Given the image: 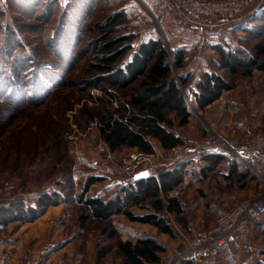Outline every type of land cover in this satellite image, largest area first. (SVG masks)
I'll return each mask as SVG.
<instances>
[{
    "label": "rangeland",
    "instance_id": "1",
    "mask_svg": "<svg viewBox=\"0 0 264 264\" xmlns=\"http://www.w3.org/2000/svg\"><path fill=\"white\" fill-rule=\"evenodd\" d=\"M156 3V0H0V207H11L18 201L37 207L38 197L45 192H57L62 201L48 207L34 222H14L0 227L1 260L3 255L11 257L16 245L24 244L38 256L46 248L55 250L49 264H121L122 258L115 248L117 240H134L141 231H155L154 235L168 245L164 259L170 251L188 249L201 230L214 224L216 214L208 212L209 200L199 199L196 188L200 185L187 184V179L175 191L182 200L187 224L182 225L175 216H165L176 232L175 238L125 216L115 217L109 223L92 219L83 223L81 218L85 212L78 198L84 194L88 181L93 177L99 179L90 186L85 198L114 197L120 187L133 180L127 167L132 156L144 157L138 169L149 166L153 175L164 169H190L189 157L165 150L158 143L156 153L149 155L127 147L113 152L103 140L97 113L101 109L99 98L107 97L101 90H88L84 82L96 75L95 43L110 14L125 10L129 27L120 33L136 35L134 50L142 42L161 38L168 49L178 51L168 42V37L176 33L198 40L183 47L189 54H185L183 68L175 73V76H189L188 85L196 75L183 71L192 64L195 55L221 60L214 45L240 50L247 56L264 53V11L237 23L196 26L157 8ZM212 66V72L234 86L203 109L189 99L192 104L189 123L175 130L194 139V148L210 138H233L241 142L244 133L234 126L235 122L246 118L253 131L254 117L264 118V72L254 69L250 75L242 71L230 76L226 70ZM198 75L202 78L203 73L200 71ZM138 87L136 82L120 92L122 101L128 100ZM112 105L116 108L117 102ZM225 108L234 125L225 123L222 116ZM212 117L220 118L211 123ZM255 134L247 137V141L253 140ZM258 173L257 182L248 178L243 182L220 183L217 176L212 177L216 184L213 188L209 185L207 191L212 195L219 192L221 196L213 198L221 208L231 210L234 206L223 207L224 203H220L226 195H234L236 200L246 195L241 202L264 189V174L260 170ZM217 181L224 189L218 187ZM133 211L145 213L139 207ZM113 230L115 236L111 234ZM257 233L253 228L250 237L234 240L230 247L245 264H263L258 241L263 243L264 237ZM244 241L249 243V251L244 248ZM107 246L112 247L111 253L98 262L99 250ZM204 258L197 255L190 264H204Z\"/></svg>",
    "mask_w": 264,
    "mask_h": 264
},
{
    "label": "trees",
    "instance_id": "2",
    "mask_svg": "<svg viewBox=\"0 0 264 264\" xmlns=\"http://www.w3.org/2000/svg\"><path fill=\"white\" fill-rule=\"evenodd\" d=\"M128 27V15L123 9L106 18L95 43L97 61L93 67L96 75L84 82L88 90H101L107 97L99 98L101 109L97 116L100 118V134L113 152L127 147L153 154L155 149L152 139L157 140L165 150L182 146L186 143L185 139L175 132V128L189 123L192 114L188 100L192 98L203 109L234 85L216 72H205L195 89H190L187 86L189 76H175L185 65V48L172 51L158 38L142 42L134 50L136 35L120 33ZM214 48L221 58L220 69L226 70L230 76L242 71L250 75L254 69L264 72L262 52L247 56L240 50L230 51L220 45ZM129 55L131 57L128 59ZM136 82H139V87L135 93L128 100L122 101L120 92ZM113 102H117L116 108L112 105ZM202 157L210 163L204 171L213 170L230 158L233 160H230V172L227 176L229 180L243 182L248 178L258 179L257 174L248 167L239 172L238 158L222 153H209ZM184 179L185 171L182 167L160 170L156 176L131 180L120 187L114 197L105 200L101 197L85 198L90 186L99 181L93 177L88 181L84 194L78 198L85 212L81 217L83 223L91 219L109 223L116 216L124 215L132 222L152 225L158 232L175 238L176 232L166 220L165 213L174 214L182 225L187 224L181 198L171 194ZM59 198L57 192H45L38 197L37 207L25 206L23 201L15 202L11 207H0V227H8L14 222H34L48 207L62 203ZM16 206L20 207L19 211H16ZM135 207L146 211L136 214L133 211ZM258 229H263L261 233L264 235V227ZM111 234L115 236L116 230ZM115 248L122 258L121 264L160 263L163 254L167 252L165 244L153 235L140 236L135 241L118 239ZM111 251V246L99 250L98 262ZM190 263V258L179 262ZM229 264L245 263L232 260Z\"/></svg>",
    "mask_w": 264,
    "mask_h": 264
},
{
    "label": "built area",
    "instance_id": "3",
    "mask_svg": "<svg viewBox=\"0 0 264 264\" xmlns=\"http://www.w3.org/2000/svg\"><path fill=\"white\" fill-rule=\"evenodd\" d=\"M156 1L157 8L177 15L182 21L185 20L196 26L228 24L249 16L259 15L264 11V0ZM188 103L191 107L190 100ZM194 149L199 156L209 153H222L245 162L244 152L264 149V134L255 136L248 144H241L235 140L222 137L210 138L196 144ZM144 159V157L139 158L137 155L128 159L127 167L130 170L128 174L132 179L136 173L143 170H147L153 176V170L149 166L138 169ZM257 175L259 176L258 173ZM215 214L214 224L208 229L201 230L196 238L190 242L188 249L182 252L170 251L160 263L150 264H179L180 261L192 257L195 253L222 248L228 249L234 240L247 239L250 237L253 228L264 227V189L259 190L253 197H248L235 204L231 210L218 207ZM243 246L246 251H249L250 246L247 241H244Z\"/></svg>",
    "mask_w": 264,
    "mask_h": 264
},
{
    "label": "crops",
    "instance_id": "4",
    "mask_svg": "<svg viewBox=\"0 0 264 264\" xmlns=\"http://www.w3.org/2000/svg\"><path fill=\"white\" fill-rule=\"evenodd\" d=\"M166 15H168V14H166ZM244 19L245 18L240 19V20L236 21L235 23L243 21ZM164 21H165V24H167L166 20H164ZM223 28H225V27H223ZM223 28H221V29H223ZM187 37L188 36L184 37V35H181L180 33H176V34L170 35L168 37L169 45L171 46L172 49H175V50L178 49L179 50V49H181L183 47L190 46L189 44L192 45L193 43H196L198 41V40H195V39H189V37L188 38ZM214 44H217V43H214ZM220 46H222L223 48L226 49L225 46H223V45H220ZM214 47H215V45H214ZM228 50L232 51L233 49H228ZM187 53L188 52H186V54ZM213 61H215V62L212 63ZM220 63H221V61L218 58L217 59L215 58V59L212 60V58L211 59L210 58L207 59L205 54L195 55L194 59L192 60V64L188 65L186 70L183 71L184 74H187V73L190 72L193 75H196L194 81L192 83H190V85H188L189 88L190 89H195V87L197 85V82L201 79V77L199 75L197 76L198 72L201 71L203 74L205 72H212L211 71V69L213 67L212 65L215 64L217 68L218 67L220 68ZM181 75H183V74H181ZM223 111L224 112L222 113V116H224L223 119H224L225 123L234 125L233 124L234 122H232V120H231L232 117H227V115L225 113L226 108L223 109ZM218 118H220V117H212L211 123H216V121H218ZM225 118L227 120H225ZM253 122H254L253 123V125H254V128H253L254 130L253 131H251L250 127L248 126L246 118H241V119H239L238 121L235 122L234 126L242 129L243 133H244V137H243L244 139L242 138L241 142L238 141L239 143H241V144L250 143L252 140H248L247 141V137L249 138L251 135H253V133H256L255 136L264 134V118L263 117H254ZM175 132L177 134L181 135L185 139L186 143L184 145L176 147V148H174L172 150L178 151V152L182 153L183 156L185 155V157L187 156L190 159V161H189L190 163L187 165V166H189L190 169H184V171H185V179H187L186 182H187V184H190V185H197V186L200 185V186H198L196 188V194H197V196H199L198 197L199 199L209 200L210 209L208 210V212L212 211L213 215H215L216 209L218 207H222V206H220L217 203V199L213 198V197L217 198L216 195H219L218 194L219 192H215L216 195H212L207 190L210 187L209 185H211V188H213L214 185L216 184L214 179L211 180L212 177H216L217 176V178H219L218 180H220L219 181L220 183L229 182L230 181L227 178V176H228V174L230 172V162H231L230 160H233V159L227 158L222 163H220L218 166H216V168H214L213 170L206 171V169H205V171H204V168L209 167L210 163H209V161H207L206 159H204L203 157H200L199 155H197L195 153L194 145H193L194 139L190 138L189 135L186 134L185 132L182 133L181 130H175ZM231 135H233V134H231ZM231 137H233V136H229V138H231ZM154 141H156V143ZM152 143H153V146H154V149H155V153H156V151L158 149V144L160 145V143L157 140H154V139H152ZM212 156H213V154H212ZM244 158H245V160H244L245 162H243L241 160L239 161V164H238L239 172L244 171L246 169V167H248L252 171H254L256 174L258 173V170L262 171V173L264 174V149H261V150H248V151L244 152ZM201 162H202V164H201ZM186 170H188V172ZM220 178H222V180ZM253 181L257 182L258 179L253 180ZM217 184H218V181H217ZM259 185L261 186V184H259ZM218 187L220 189L221 188L224 189L222 187V185H220V184H218ZM176 189L174 191H172V193H171L174 196H177V195H175ZM259 189H260V187H259ZM219 196H221V194ZM245 196L242 195V198H245ZM242 198L240 197V199H242ZM239 200H236L234 195H229L228 194V195H226L225 199L223 200L224 202L220 201V203L221 202L224 203L223 207H230V206L233 207L235 204H237L239 202ZM166 215L171 216V217L175 216L174 214H170V213H165V216ZM120 216H124V215H119V216H116V217H120ZM213 222H214V216L211 219L210 225H212ZM136 223H138V222H136ZM143 225L150 226L149 224H143ZM190 229H191V227H190ZM155 230H156V228H155ZM256 230L258 232L257 234H259L260 237H264V235L261 233V231L263 229H257L256 228ZM154 233H155V231H153V232L150 231V233L141 231V233H139L135 237V239L132 240V241H135L140 236H145V235H153V236H155ZM161 234H163V233H161ZM163 235H166V234H163ZM252 240L256 241V239H254V238ZM163 243L165 244L166 247H168V245L165 242H163ZM258 245H259V250H260V254L259 255H260V261H261V260H264L263 259V256H264V242L262 243V242L258 241ZM16 246H17V250L13 251L14 252L13 255H11V257L10 256L5 257L3 255L2 260L0 259V264H49L50 260L55 255V250L53 251L52 249H50V247L48 249L46 248V251L43 250L41 255L38 256L36 254H33L32 251L29 250V247L26 248V246L24 244H19V245H16ZM60 246L62 247L63 244H61ZM206 252H209V251H201V252L195 253L194 255H192V257H190V260H193L191 258H196L197 255H200V256L202 255V256H205V258L203 260L204 264H224L227 261L230 263L232 260L237 261V262L240 261L238 259V257L234 253H232L230 248H228V249H223V248L222 249H218V250H216V252H214L215 254H210V253L209 254H205ZM262 263L264 264V261H262ZM59 264H64V263L61 262Z\"/></svg>",
    "mask_w": 264,
    "mask_h": 264
},
{
    "label": "water",
    "instance_id": "5",
    "mask_svg": "<svg viewBox=\"0 0 264 264\" xmlns=\"http://www.w3.org/2000/svg\"><path fill=\"white\" fill-rule=\"evenodd\" d=\"M151 177L150 173L147 170L140 171L134 175V180H138L141 178H149Z\"/></svg>",
    "mask_w": 264,
    "mask_h": 264
}]
</instances>
